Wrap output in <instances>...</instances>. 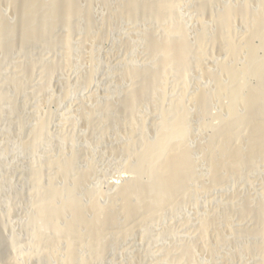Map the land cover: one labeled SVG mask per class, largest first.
<instances>
[{"label":"rangeland","instance_id":"1","mask_svg":"<svg viewBox=\"0 0 264 264\" xmlns=\"http://www.w3.org/2000/svg\"><path fill=\"white\" fill-rule=\"evenodd\" d=\"M45 1H42L40 14L51 22L50 14L54 11L50 1ZM77 1L80 15L74 18L75 26L72 32L69 31L71 43L66 44L68 46L61 45L66 32L62 23L54 25L52 31L55 32L51 35L54 39L48 35L43 38L45 40L24 41L15 51L11 50L13 53L5 51L6 48L0 44V264H260L261 254L245 248V244L258 242L250 227L249 230L244 228L253 220L251 217L256 219L257 215L251 213L250 219H245V222L236 214L229 220L223 212L239 211L247 197L254 208H259L264 201V157L253 158L254 163L245 165L239 177L231 171L224 175L218 171L213 181L207 167L211 165L207 153L209 147H204L208 148L207 151L204 149V159L199 151L201 143L196 139L200 134L205 136V132L207 135L213 123H220L224 116L221 104L230 101V83L224 86L226 92L222 95H217L216 91L217 80L224 74L221 70L228 62L225 55L230 58L220 42V33L227 34L223 18L227 20V15L233 16L235 41L242 45L243 31L250 25H258V1L252 0L253 8L248 6L253 10L246 8L249 10L246 12L247 22L242 23L240 13L243 8L239 0H217L216 6L221 5L217 12L220 14L221 10V16H217L219 20L215 16L216 22L206 12L197 10V0H172L176 6L174 9L178 7L177 11L173 10L163 24L155 17L141 14L137 18L108 15L115 13L113 8L125 12V0ZM2 2L5 1L0 2L1 27L8 35H17V14L9 8L10 4L5 2L7 7ZM89 3L92 7L90 16L87 12ZM152 32L158 37L169 32L176 37L179 33L191 58L190 66L186 68L170 62L165 69L167 72L162 69L164 74L160 73L158 80L154 81L157 82L155 85L151 84L150 92L143 76L148 74V70L158 68L162 61L161 54L150 50L148 42ZM261 44V40H253L256 56L262 59L264 46ZM67 49L69 55L68 51L67 55L65 53ZM202 54H205L207 60L204 61L211 76L206 75L199 65ZM244 57H247L246 54H241L230 67L236 69L237 82L253 87L257 78L248 73L250 60ZM128 70L137 75L132 77ZM143 70L147 72L144 74ZM227 81L222 82L228 84ZM136 87L142 90V94L129 113L136 98ZM200 96H207L210 101L203 114L195 108L196 99H193ZM189 98L194 101H189ZM177 100L184 101V108L188 109L185 125L188 134L179 130L174 137L179 135L186 140L188 153L196 165V176L190 178L183 194L174 196L172 202L162 201L160 212L151 213L145 222L133 224L137 219L128 215L122 232L117 236L111 231L99 233L92 226L84 228V223L76 226L75 222H71L70 209L53 211L60 201L70 199V202L76 201L83 215L96 208L102 219L110 211L109 203L119 199L113 182L117 180L116 183H119L121 176L129 172L139 176L140 172L142 179H149L150 175L144 171L137 172L136 164L129 162L128 158L136 160L142 141L146 144L147 153H158L159 129L168 127L172 133L171 129L177 122ZM245 117L241 116V119ZM40 122H43V128L37 133ZM51 186L56 189L47 195ZM46 197L53 206L44 207V213H49L51 217L47 213L37 215L38 203ZM213 212H220L222 218H219L216 227L212 223ZM199 226L205 231V239H209L206 241L213 245L211 251L199 245L202 241L198 234ZM240 228H244L242 237ZM93 231L99 233L104 246L100 251L95 250L94 236L90 235ZM217 234L228 235L226 243L220 242ZM186 243L193 245L191 257L180 253ZM65 245L74 247V255H66ZM236 248L239 254L241 250V256L236 253Z\"/></svg>","mask_w":264,"mask_h":264},{"label":"bare ground","instance_id":"2","mask_svg":"<svg viewBox=\"0 0 264 264\" xmlns=\"http://www.w3.org/2000/svg\"><path fill=\"white\" fill-rule=\"evenodd\" d=\"M4 1L7 2L8 5L10 4L9 8H12L11 10H13V12L17 14V17H18L17 19L19 20L18 21L19 33L17 35H8L6 33V31L3 30V28L1 27V22L3 19H2L1 5H0V44L3 45L2 46L3 48L4 47L6 48L5 51L14 50L16 47H19L20 44L23 43L24 41L34 42V41L39 40V39H43V38L46 39L48 35H50V37H51V35L55 32V30H54V32L52 31L54 29V25H57L59 23L63 24V26L65 27V31H66L62 36V43L63 44H61V43L60 44L62 46L64 44H65V46H68L66 44H69V42L71 43V40H70L71 38L69 39V36L71 35V33L69 35V31L72 30L73 26H75V25H73L74 24V18L78 17V14L80 12L77 0H49L50 1L49 5L52 6L51 9L54 11V14H52V13L50 14L51 15V22H48L47 20L42 18L41 14H40V13H42L40 10L42 9V5H43L42 1L43 0H4ZM104 1L106 2L107 0H104ZM216 1L217 0H197V3H198L197 10L202 12V13L206 12L208 14V16H211L213 21H214L215 16L216 17L221 16V10H220V14H219V12H217L218 8L220 9L221 5H220V7L216 6V4H217ZM257 1H258V11L256 12V14L258 16L257 18H259V19H258V21L257 20L256 21L258 22V25L252 26L249 24L250 25L249 28L247 30L243 31V34H242L243 44L242 45L241 44L239 45V43H237L235 41L236 38L234 35V31H233V28H234L233 26H235V25H233V21H234L233 16L227 15L226 16V17H228L227 20H225V18H223V20L226 23V30H227L226 33L227 34L224 35V34L220 33L221 40L220 39H218V40H220V42L223 45L224 53L229 52L230 58H227L225 55V58L228 60V62H227V64H225L224 69L221 70L224 74H223L222 78L217 80L216 91H217V95H222L224 91L226 92V90L224 89V86H227L230 83V85L228 86V88H229L228 94L230 95L229 96L230 101L227 103L221 104V107L223 106V108H221V109H222L224 116L221 118L220 123H217V124L213 123L214 125L212 124L211 131L207 135L205 132V136H203L204 134L202 136L200 134L199 136H197V138L195 137L201 143L200 147H199L201 150H199V151H200V155L203 154L202 156H205L204 159H206V155H204V154H206L205 150L207 151V149H208V148L206 149L204 147L205 146L209 147L208 150H210V151L209 152L207 151V153H209L210 158L209 159L207 158V159L210 161L211 165H207V167L209 169V172L211 173L213 181L216 180L215 178H217L218 171L222 172L223 175L226 172L231 171V173H233L234 176L239 177L240 176L239 174L243 173L244 170L242 168L243 167L245 168V165L250 166V164L252 165V163H254L255 159H253V158L264 157V58L261 59V58H258L256 56V47H255L256 45L255 46L253 45V40L259 39L262 42L261 46H264V0H257ZM0 2H1V0H0ZM45 2H47V0ZM125 2H126L125 4L127 5V9L125 12H122V11L118 10L117 8H115V9L113 8V10H114L113 12H115V13H108V15L109 14H111V15L115 14L116 16H120V17L133 16V18L134 17L137 18V17H139V14H141V15H147L148 17H150V16L155 17L157 19V21H159V23L161 21H163L161 23V24H163L165 19L170 18V16L172 15V11L175 10L174 12H176L177 11L176 9L178 8L177 7L176 9H174L176 6L172 0H125ZM4 3L2 2V4H4ZM103 4H104V2H103ZM236 4H238V3H236ZM4 5H6V4H4ZM8 5H6V6L8 7ZM87 5H89L87 7L88 8L87 12H89L88 16H90V10H92L91 9L92 7H90L91 6L90 3ZM239 5H241V7L243 8L242 11L240 10L241 13L239 12L241 14V19L243 20V22H242V20H241V22L242 23H244V21L247 22V20H246V14L247 13L246 12L251 10L254 7L253 1L252 0H239ZM248 6H252V8H250ZM43 7H45V6H43ZM247 7L250 9L246 10ZM174 12H173V14H174ZM253 12H251V13H253ZM202 13H200V16H202ZM219 17H217V20L220 19ZM75 20H77V19H75ZM214 22H216V21H214ZM125 27H126V25H125ZM246 27H248V26H246ZM177 32H179V28H178ZM154 33L155 32H152L149 35V42L148 43H149V46L151 48L150 50L152 53L161 54L162 61H161V64L158 68L155 67V68L148 70L149 71L148 74L143 76V78H144L143 81L146 83V87L147 88L149 87L150 92H151V89H150L151 84L155 85V83H157L154 81H157L159 76L161 74H164V72L162 73L161 71H163V70L165 71V69L168 68L170 62H172V61L176 62L178 64V66H180L181 68H186L190 63V58H191L188 47L186 46L185 41H183V38H181L182 36L179 35V33H178V35L176 34L177 35L176 37L171 36L169 34L170 32L168 34H165L163 37H158V35H156V33L155 34ZM54 38H52V39H54ZM239 38H241V37H239ZM45 39H43V40H45ZM68 48H70V47H68ZM146 49H148V48L146 47ZM3 51L4 50H2V52ZM67 51H68V49L65 51L66 55H67ZM11 52L13 53V51H11ZM69 52L70 51H68V55H69ZM243 53L246 54L247 57H249V59H247V61L250 60V63H249L250 66L247 65L249 68V69L247 68L248 73L250 72L253 76H256V78H257V81H256L257 84L253 85V87H249V86L247 87V86L237 82V80L235 79L236 69L230 67L231 63L235 62L234 60H236ZM204 55L205 54H202L200 56L199 65L202 66L205 74L209 75L210 73L208 74V71H207L208 67L206 68V64L204 61L207 59L204 58ZM158 56H160V55H158ZM247 57H244V58H247ZM244 60H246V59H244ZM66 61H68V58ZM191 61H192V59H191ZM62 62H60V63H62ZM57 63H59V62H57ZM64 63H63V65H64ZM52 65L55 66L56 64L55 65L52 64ZM160 67H161V69H160ZM128 71H130V70H128ZM245 71H247V70H245ZM143 72H144V70H143ZM145 72H147V70ZM145 72H144V74H145ZM166 72L167 71H165V73ZM131 73L132 72L130 71V74ZM133 74H134V72H133ZM133 74H131L132 77H133ZM135 74H134V76H135ZM205 74H203V75H205ZM210 76H211V74H210ZM223 80H228L229 81V82L227 81L228 84L223 83L222 82ZM137 87L134 88V93H135L136 98H135V101L133 102V104L129 108V113H130V111H132L134 109L136 101H138L139 96L142 94V92H141L142 90L141 89L139 90ZM139 88H142V87L140 86ZM207 96H209V95H207ZM207 96H200L197 98H195V97L193 98V99H196L194 102L195 108L199 109L202 112V114H203V112H206L208 105L210 104V101H209ZM209 98H211V97L209 96ZM189 101H194V100H192V98H191ZM183 102H182V100L176 101L175 107L177 108V111H178V118H176V121H177L176 123L173 122L175 125L172 124V125H174V129H171V130H173V132L170 133L169 129H167L168 127H163V129H161V128L159 129V139L157 140L158 153L156 155L155 154L152 155V154L147 153V147L145 148L146 144H144L142 141V143H141L142 146H140L139 151L137 150L138 151L137 156L135 157L136 160L130 159V157L128 158L129 162H134L136 164L135 169L137 172L138 171H142V173H143V171L147 172V174L150 175V178L149 179H142L143 175L141 176L140 172H139V174L141 177L136 173L129 172L130 174H125V175L121 176L122 178H120L119 183H116L117 180H116V182H113L115 188L118 189V191L116 190V193L118 194L119 199L112 200L111 203H109L110 204V211L108 214L103 216V218L101 219L96 208H92L88 211V213L86 215H83L81 212V208H80V206L79 207L77 206L76 201L70 202V199H68V201H67V199L62 200V201H60L58 199L60 201V203L59 204H57L58 202L56 203L58 206L57 207L54 206L55 209L53 208V211L54 210L64 211L65 208L70 209V210H72V212H71L72 218L71 219L74 220V221L71 220V222L72 223L75 222L76 226L80 225V223H84V228L86 227L88 229L90 226H92L94 228L93 229L94 231H99V233L100 232L103 233L104 231L105 232L111 231L112 233H114L117 236L119 232H122L121 230L124 228L123 226L125 225V222H127L125 220V218L128 215L133 216L137 219L136 222L132 221L133 224L134 223L139 224V223H142L143 221L145 222V220H147V218H149L151 213L153 214V213H159L160 212L162 201H165V200L171 201L174 198V196L176 197L177 195L183 194L185 192V190L187 189L186 185L187 186L189 185L188 182H189L190 178L193 175L196 176V174H195L196 172L194 169L196 165L194 164V159H192V157L189 155L190 152L188 153V143L186 142V140H183L182 137L179 135L177 137H174V134L177 133L179 130H182L181 132H183V133L187 130L185 125H186V121L188 120V119H186L188 109L186 111L187 107L184 108V106L186 104H184L185 102L184 103ZM201 112H199V115L201 114ZM166 115H167V113H166ZM244 115L246 116L245 117L246 119L243 120V119H241V116L243 118ZM244 121L247 125H245V123H243ZM171 123H169V124H171ZM242 123L247 127V129L245 128L244 125L243 126L241 125ZM167 126H170V125H167ZM42 128H43V122L42 123L40 122V124L37 127V130H38L37 133H39L42 130ZM170 128H172V127H170ZM206 128H208V126ZM244 128L246 130H244ZM187 132L188 131H186V133ZM157 136H158V134H157ZM61 139H63V138H61ZM137 139H138V137H137ZM203 142H205V143L207 142L208 144L206 143L207 145H205V143H203ZM63 143H64V141H63ZM71 155L72 154H70L69 156H71ZM207 157H209V156H207ZM252 159H253V161H252ZM247 160H248V162H246ZM63 161L66 162V160H63ZM209 161H208V163H209ZM199 162H200V160H199ZM241 170H243V171H241ZM36 171H38V170H36ZM39 171H41V170H39ZM44 171H45V169H44ZM88 171H89V169H88ZM42 172H43V170H42ZM42 172H41V174H42ZM37 173H39V172H37ZM34 176H35V174H34ZM198 180H200V179H198ZM75 182L77 183V181H75ZM52 185H54V184H52ZM55 189H56L55 186H51L50 191H48L47 195H49L50 194L49 192H51L52 190H55ZM77 194L79 195V193H77ZM152 197H154V198H152ZM78 198H79V196H78ZM46 199H47V197L44 198V200L41 201L40 203H38L39 201L36 200L38 203L37 215L38 214L39 215L46 214L47 212L44 213V207L46 208V206H48V205L53 206V203L49 202ZM53 200L55 201V200H57V198L56 199L53 198ZM36 201H35V203H36ZM45 201H48V203ZM42 202L47 203V205L45 203L42 204ZM35 206L36 205L34 204V207ZM232 211H235V210H232ZM220 212L222 213V211H220ZM55 213H57V212H55ZM219 213L213 212L214 216L212 217L213 218L212 223H213V226H215V227H216V225L219 224V223L216 224L220 218ZM251 213L252 214L254 213L257 215L256 219L251 217V219H253V220H251L250 223H246L248 225L244 226V228L248 229L250 227L249 229H251V231H253L257 235L258 242L255 244H251V245L245 244V248H247L248 250L249 249L254 250V251H256L255 253L258 252L259 254H261V261H259V262H260V264H264V201H262L260 203L259 208H254V206L251 202V199H249L247 197L244 199L243 206L241 209H239V211L230 212V213L228 211H224L223 215L226 216L230 220L231 217H233L236 214L237 216H239V219L242 218L243 221L246 222L247 220H245V219L249 220ZM47 214L49 215V213H47ZM43 216H45V215H43ZM43 216L41 218H43ZM69 216H70V214H69ZM49 217H51V216L49 215ZM209 219H211V218H209ZM220 219H222V218H220ZM225 221L227 222V220H225ZM209 222L210 221H208L207 223H209ZM133 224L131 226H133ZM59 226H61V225H59ZM231 227L233 228V226H231ZM79 228H81V226H79L78 229L77 228H75V229H77L79 232ZM134 228H135V226H134ZM199 228H200L199 229L200 232L198 234L202 238V241H200L201 244H199V245H202L203 249L205 248V249H209V251H211L213 248V245L210 244V242L206 241L209 239L208 238L205 239V234H204L205 231H203V229H202L203 227L199 226ZM244 228L243 229L240 228V229H242L241 230L242 233L240 232L241 233L240 237H242ZM119 229H120V231H119ZM94 231L90 235L94 236L93 244H94L95 250L100 251L104 246L101 245V241L99 239L100 236H98L99 233H96ZM75 232L77 233V231H75ZM72 233L74 234V232H72ZM249 233H250V231H249ZM236 234H234V235H236ZM45 235H46V233H45ZM84 235H85V233H84ZM88 235L89 234H87V236ZM225 235L226 234H220L217 236L221 240L220 242H223V244L226 243L227 238H228L227 237L228 235L227 236H225ZM79 236H81V235H79ZM237 237L239 238V235ZM244 239H245V237H244ZM239 240H241V238H239ZM47 243H49V242H47ZM81 245H80V247H81ZM216 246L217 245H215L214 248H216ZM73 248L74 247H72L71 245H65V249H66V253H67L66 255H68V254L74 255L73 254V251H74ZM239 248H241V250H242V246H240ZM193 249L194 248H193L192 243H186L181 248L180 253L182 256L191 257L190 255H192ZM236 250H237V248H236ZM241 250H240V254H239V250H237L238 252H236L239 254V256H241ZM213 251H214V249H213ZM251 253H253V251ZM175 256H177V255H175ZM7 257H9V256H7ZM242 257H243V255H242ZM179 260H181V259H179Z\"/></svg>","mask_w":264,"mask_h":264}]
</instances>
